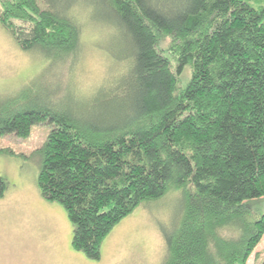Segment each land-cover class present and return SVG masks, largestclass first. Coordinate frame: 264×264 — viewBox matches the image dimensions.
<instances>
[{"label":"trees","instance_id":"1","mask_svg":"<svg viewBox=\"0 0 264 264\" xmlns=\"http://www.w3.org/2000/svg\"><path fill=\"white\" fill-rule=\"evenodd\" d=\"M83 17L111 41V80L66 100L50 75L43 94L0 95V136L49 125L36 186L72 248L99 258L124 216L177 190L162 264H246L264 233L250 205L264 196V0H0L1 26L57 71L79 58Z\"/></svg>","mask_w":264,"mask_h":264},{"label":"rangeland","instance_id":"2","mask_svg":"<svg viewBox=\"0 0 264 264\" xmlns=\"http://www.w3.org/2000/svg\"><path fill=\"white\" fill-rule=\"evenodd\" d=\"M82 20L79 58L72 68L65 63L58 71L48 68V60L40 59L37 52L21 50L0 24V95H10L23 85L43 94L54 82L59 100H66L72 95L69 90L62 94L67 85L87 95L95 86L111 80L121 64L108 65L106 45L102 43L106 30L88 26L86 17ZM49 75L52 82L46 79ZM189 75L185 67L179 79L185 83ZM48 131V124L38 123L25 137L0 136V176L5 182L0 195V264H162L166 252L159 225L169 226L180 210L181 193L174 190L157 200L140 203L104 237L99 258H88L71 246L72 225L63 206L43 198L36 186L40 155L35 150ZM250 205L253 216L264 213V196ZM263 262L264 233L246 264Z\"/></svg>","mask_w":264,"mask_h":264}]
</instances>
